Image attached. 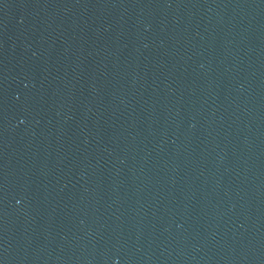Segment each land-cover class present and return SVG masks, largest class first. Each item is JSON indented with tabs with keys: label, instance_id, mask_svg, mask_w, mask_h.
Masks as SVG:
<instances>
[{
	"label": "water",
	"instance_id": "95a60500",
	"mask_svg": "<svg viewBox=\"0 0 264 264\" xmlns=\"http://www.w3.org/2000/svg\"><path fill=\"white\" fill-rule=\"evenodd\" d=\"M0 264H264V0H0Z\"/></svg>",
	"mask_w": 264,
	"mask_h": 264
}]
</instances>
